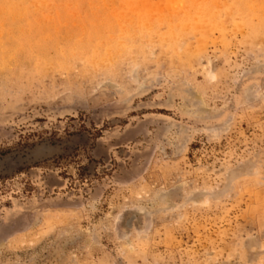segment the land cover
Returning <instances> with one entry per match:
<instances>
[{
  "label": "rangeland",
  "instance_id": "rangeland-1",
  "mask_svg": "<svg viewBox=\"0 0 264 264\" xmlns=\"http://www.w3.org/2000/svg\"><path fill=\"white\" fill-rule=\"evenodd\" d=\"M25 1L0 264H264V0Z\"/></svg>",
  "mask_w": 264,
  "mask_h": 264
},
{
  "label": "bare ground",
  "instance_id": "bare-ground-1",
  "mask_svg": "<svg viewBox=\"0 0 264 264\" xmlns=\"http://www.w3.org/2000/svg\"><path fill=\"white\" fill-rule=\"evenodd\" d=\"M26 1H27V0H26ZM26 1H25V2H26ZM29 2H30V1H29ZM15 7H16V6H15ZM38 69H39V68H38Z\"/></svg>",
  "mask_w": 264,
  "mask_h": 264
}]
</instances>
